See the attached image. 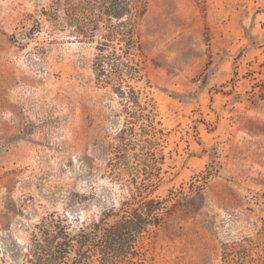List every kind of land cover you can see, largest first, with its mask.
Returning a JSON list of instances; mask_svg holds the SVG:
<instances>
[{"label": "rangeland", "instance_id": "obj_1", "mask_svg": "<svg viewBox=\"0 0 264 264\" xmlns=\"http://www.w3.org/2000/svg\"><path fill=\"white\" fill-rule=\"evenodd\" d=\"M54 2L0 0V264H27L52 213L75 236L138 204L139 151L117 148L123 102L95 81V44L63 30ZM145 2L132 85L161 133L143 153L155 168L135 177L163 210L135 264H264V0Z\"/></svg>", "mask_w": 264, "mask_h": 264}, {"label": "trees", "instance_id": "obj_2", "mask_svg": "<svg viewBox=\"0 0 264 264\" xmlns=\"http://www.w3.org/2000/svg\"><path fill=\"white\" fill-rule=\"evenodd\" d=\"M54 20L60 19L63 30L77 39L95 44L92 70L95 81L111 87L123 102L125 122L119 132L117 146L126 153L136 150L131 166L130 201L136 208L109 225L104 216L97 224L80 229L71 236L65 217L52 213L43 218L31 234L27 264H135L138 238L149 228L158 226L163 203L149 197L151 180L139 189L136 175L148 160L157 163L156 152L145 159L144 152L153 146L157 130V111L152 99L141 97L132 84L142 79L137 25L146 12L145 0H55ZM144 162V163H143ZM141 166V167H139ZM131 184V183H130ZM150 184V185H149ZM129 202L127 206L133 205ZM73 255V257H71Z\"/></svg>", "mask_w": 264, "mask_h": 264}]
</instances>
